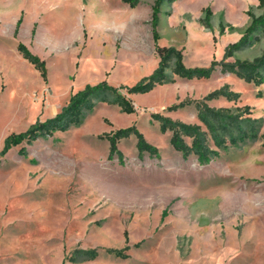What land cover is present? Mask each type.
Masks as SVG:
<instances>
[{
    "label": "rangeland",
    "instance_id": "rangeland-1",
    "mask_svg": "<svg viewBox=\"0 0 264 264\" xmlns=\"http://www.w3.org/2000/svg\"><path fill=\"white\" fill-rule=\"evenodd\" d=\"M153 3L140 0L132 8L123 0H0V150L8 134L54 116L87 83L107 79L131 86L151 74L159 63ZM208 5L212 29L200 23ZM250 8L262 12L258 0H175L163 6L159 42L183 49L187 66H208L244 34ZM255 35L227 60L261 55L264 33ZM20 41L46 61L47 81L17 50ZM169 74L174 82L147 93L121 88L134 102L133 113L101 102L81 124L24 141L1 156L0 264H264V84L220 68L203 79ZM224 85L240 98L208 103L251 106L263 119L260 136L220 150L206 165L194 155L184 159L153 113L201 123L195 103L168 107L201 100ZM131 125L160 157L141 158L131 135L118 142L124 163L109 158L106 134ZM127 246L126 258L106 250ZM77 249L99 255L70 260Z\"/></svg>",
    "mask_w": 264,
    "mask_h": 264
},
{
    "label": "trees",
    "instance_id": "trees-1",
    "mask_svg": "<svg viewBox=\"0 0 264 264\" xmlns=\"http://www.w3.org/2000/svg\"><path fill=\"white\" fill-rule=\"evenodd\" d=\"M130 7H135L140 0H123ZM175 0H154L151 14V29L154 41V48L159 56L158 66L154 71L141 78L137 83L131 86L123 85L117 87L112 85L107 79L87 83L81 89L75 91L70 96L68 102L54 116L46 120L37 119L26 130L21 132H11L4 140V145L0 150V158L4 156L12 147L17 146L24 141L31 143L40 137L51 136L56 131H67L72 126L83 122L88 113L94 110L98 103L105 102L117 104L125 113H133L135 105L131 97L127 94L147 93L153 90L157 85L174 82V77L169 74L171 69L173 75L186 79L210 78L213 73L220 68L223 73H232L236 77L243 79L256 86L264 84V51L261 55L250 59L237 58L234 61H228L227 58L243 50L253 43L252 37L258 36L257 33H264V0H258V7L262 9L260 14H255L250 8L247 13L251 17V22L244 30V34L235 42L227 45L222 60L213 58L208 66H187L184 62L183 49L174 46L160 44V14L163 12L165 4L173 3ZM203 16L200 18L202 26L212 29L213 10L210 5L202 9ZM165 13V11H164ZM169 15V11H166ZM22 23L20 18L14 31L15 37L19 32ZM220 33H224V22L220 23ZM17 50L20 54L33 64L41 77L47 81L48 68L46 61L34 53L25 43L18 42ZM126 89V93L122 89ZM240 93L231 90L229 85H224L208 93L201 100H184L170 105L169 110H176L179 107L196 104L198 117L201 123H188L171 118L170 116L153 113V117L160 122V129L163 133L170 130L172 135L170 143L173 148L180 152L184 159L189 156H196L198 162L202 165L210 163L215 157L219 156L220 150H226L229 146H238L247 140H254L260 136L262 118L253 116L252 107L244 105L233 109L228 106L214 107L208 101L225 97L230 101H236L240 98ZM257 96H262L259 90ZM135 135L137 138V149L142 158L145 153L151 157H160L159 148L150 143L136 125L119 128L106 134L109 146V158L117 156L121 164L124 163V156L118 147V142L122 138ZM264 137V134H262ZM211 140L213 145H211ZM25 153V147L21 149ZM123 249L108 248L107 252L115 254L118 257L126 258L129 254ZM99 255L97 249H77L70 260H93Z\"/></svg>",
    "mask_w": 264,
    "mask_h": 264
},
{
    "label": "crops",
    "instance_id": "crops-1",
    "mask_svg": "<svg viewBox=\"0 0 264 264\" xmlns=\"http://www.w3.org/2000/svg\"><path fill=\"white\" fill-rule=\"evenodd\" d=\"M212 1H213V0H212ZM173 3H174V2H173ZM208 3H209V1H208V2H204V4H202L201 7L204 6V5H206V4H208ZM160 39H161V38H160Z\"/></svg>",
    "mask_w": 264,
    "mask_h": 264
}]
</instances>
